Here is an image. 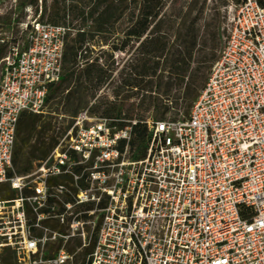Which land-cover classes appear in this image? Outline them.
Returning <instances> with one entry per match:
<instances>
[{
	"label": "built area",
	"instance_id": "1",
	"mask_svg": "<svg viewBox=\"0 0 264 264\" xmlns=\"http://www.w3.org/2000/svg\"><path fill=\"white\" fill-rule=\"evenodd\" d=\"M226 11L188 114L145 119L144 158L130 153L135 120L119 129L86 109L64 146L17 175L18 120L43 113L68 32L23 24L0 58V264H264V7Z\"/></svg>",
	"mask_w": 264,
	"mask_h": 264
},
{
	"label": "trees",
	"instance_id": "2",
	"mask_svg": "<svg viewBox=\"0 0 264 264\" xmlns=\"http://www.w3.org/2000/svg\"><path fill=\"white\" fill-rule=\"evenodd\" d=\"M92 1V0H90ZM233 3H239L241 0H231ZM257 3L264 7V0H256ZM177 5V10L174 14H167L164 9L167 3ZM140 5V16H135V11ZM198 1H192L187 4L185 0H101L92 9L89 4L77 2L70 5L69 9L75 13L74 18L78 19L84 16L90 18L93 24V31L96 34L103 35V44H107L109 37L117 34L119 31L123 34L121 41L122 51L126 47L127 42L133 40L142 41L138 46V55L130 61L128 66L129 78L125 82L128 90L145 91L148 94L143 95L140 101V108L144 111H149L151 108L156 112L157 117H152L154 120H165V116L169 111L165 99L161 98L160 92L168 96V93L174 87L183 85L187 78L185 87V100H192L197 96V93L203 88L207 75L211 66L216 61L214 53L215 45H210L211 39L214 40L215 34L210 31L208 27V35L212 38H206L203 42V52L197 59L196 67L190 70L193 51L196 48L199 36V22L202 17L203 7L197 9ZM188 7V13L184 15L185 19L177 29V36L172 41L171 33L175 30V25L183 13L184 7ZM88 10V11H87ZM197 10L194 17L191 12ZM61 11L66 14L67 8H61ZM56 12H59L58 10ZM128 12V13H127ZM183 17V18H184ZM53 24L58 20L53 19ZM65 27V26H63ZM67 28V27H65ZM85 31H77L75 43L64 51L63 64H67V70L63 73L57 83L50 84L48 87L47 95L45 97V104L65 86H68L73 78V74L69 72L70 64L76 63L78 52L86 44ZM210 50V51H207ZM135 63V64H134ZM86 72L90 82L100 83L103 79L102 70L92 62L87 66ZM173 69L179 74L176 76L168 75L167 77L162 74L165 69ZM190 70L189 75L187 76ZM158 72H161L158 74ZM166 79V80H164ZM41 117L40 114H30L24 112L21 114L17 127L16 139L13 149L12 163L17 175H25L32 170L33 163L44 160L53 150L55 142L51 143L52 136L46 141V137L40 135L36 139L34 146L25 150L24 133L29 123ZM147 117H128L124 113H117L114 109H106L103 114L98 118H105L117 120L112 122L119 129H123L127 125V121L135 120L136 124L132 125V139L130 143V153L136 159L144 158L148 149L150 135L148 133L145 119ZM45 124L42 125L44 129ZM46 128V126H45ZM14 194H11V196ZM13 259H4L1 264H14Z\"/></svg>",
	"mask_w": 264,
	"mask_h": 264
},
{
	"label": "rangeland",
	"instance_id": "3",
	"mask_svg": "<svg viewBox=\"0 0 264 264\" xmlns=\"http://www.w3.org/2000/svg\"><path fill=\"white\" fill-rule=\"evenodd\" d=\"M88 3L92 9L101 0H1L0 8V58L5 56L8 48L14 43L24 39L23 24L32 21L41 23L53 24V19H56L58 25L67 27L65 39V49L69 50L75 43L77 31H85L86 44L78 52L76 63L69 65V72L74 76L65 90V86L60 89L51 100L45 104L43 113L39 119H35L29 123L24 133L25 150L34 146L38 136L43 135L46 141L49 137H53L51 143L55 142L53 150L59 145L64 146L68 140V133L71 130L73 118L81 111L89 109V112L94 117H100L106 109H114L117 113H124L128 117H157L156 112L151 108L149 111H144L140 108V101L143 95L148 94L145 91L128 90L125 82L129 78L128 66L130 61L138 55V46L142 41L133 40L127 42L126 47L122 51L121 41L123 34L119 31L117 34L109 37L107 44H103V35L96 34L93 31V24L90 18L84 14L81 18L75 19V13L69 9L70 5L77 2ZM188 3L198 1L197 9L203 7V13L199 22V36L197 45L192 54L190 70L196 67L197 59L203 52V42L206 38H212L208 35V27L214 32L215 38L211 39L210 45L214 46V53L218 57L219 50L226 34V7L231 0H185ZM66 7L67 11L64 17L61 8ZM177 5L167 3L164 12L172 14L176 12ZM140 5L135 11V16L139 17ZM59 12H56V11ZM88 11V10H87ZM197 10L191 12L190 17H194ZM128 13V12H127ZM188 13V7L185 6L183 13L175 25L174 32H170L172 41L177 36V29L185 19L184 15ZM184 17V18H183ZM210 51V50H207ZM211 52V51H210ZM92 62L102 70L103 79L100 83L90 82L87 77V66ZM135 64V63H134ZM67 70V64L62 63V74ZM190 70L187 76L190 73ZM161 72H158L160 74ZM165 77L168 75L176 76L179 74L173 69H165L162 71ZM207 75V72H206ZM188 78V77H187ZM185 82L179 87H174L168 93V96L160 95L165 99L169 107V111L165 119H180L186 116L196 99L185 100ZM166 80V79H164ZM198 95V93H197ZM45 124L44 129L42 125ZM37 162L33 163V167ZM15 169V168H14ZM75 250V248H72ZM77 261L81 260V255L76 256Z\"/></svg>",
	"mask_w": 264,
	"mask_h": 264
}]
</instances>
